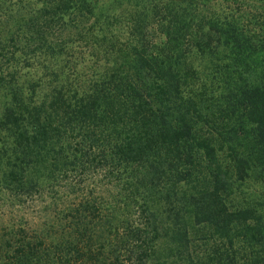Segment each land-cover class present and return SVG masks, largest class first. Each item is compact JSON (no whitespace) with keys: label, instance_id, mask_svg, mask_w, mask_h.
I'll list each match as a JSON object with an SVG mask.
<instances>
[{"label":"trees","instance_id":"1","mask_svg":"<svg viewBox=\"0 0 264 264\" xmlns=\"http://www.w3.org/2000/svg\"><path fill=\"white\" fill-rule=\"evenodd\" d=\"M203 1L230 9L191 30L201 2L171 1L124 42L87 0L32 11L48 104L0 45V264H264V0Z\"/></svg>","mask_w":264,"mask_h":264},{"label":"rangeland","instance_id":"2","mask_svg":"<svg viewBox=\"0 0 264 264\" xmlns=\"http://www.w3.org/2000/svg\"><path fill=\"white\" fill-rule=\"evenodd\" d=\"M56 1L0 0V45L5 44L10 51L16 52L17 63L14 62V67H17L21 79H24L21 81H26L24 85L26 88L27 86L29 87L27 88L28 91H30L31 86H29L30 80L27 81L25 80L26 78L30 77L29 79H32L31 77H34L36 74L46 76L48 73L45 72L44 68L42 70V65H37L38 59H35L36 56L31 54V48L28 49L24 45L25 35L21 28L32 15V11L39 12L45 7H51ZM71 1H73L71 3L76 4L78 0ZM171 1L184 4L188 7H194L195 3V0H87L89 5H93L95 11L94 16L92 15L93 17H91L88 23L90 24L97 19L96 24L108 25L112 29L110 32L111 36L113 33L115 35L114 39H118L121 42L143 36L160 39L162 37V32H159L161 29L159 27L160 24L171 23L174 26L176 23H179L176 22L177 20L170 11L164 8ZM199 2H201L202 6L198 10V16L194 20L191 19L192 17H189L186 21L187 26L191 30L197 28V25L202 23L199 19H202L204 9H209L216 14H224L230 9V6L223 2L207 3L203 0H199ZM75 31L76 29L68 24H55L50 30L49 40L63 41L67 38L74 40L78 37H76ZM12 36L14 39L22 41L19 46H12V41L10 42ZM78 45L79 47L77 45L74 46L75 51L84 53L86 58H90V51L85 44L81 43ZM38 58H40V62L43 60L42 56ZM1 61L0 68L3 67V62ZM84 66L86 67V69L84 68L85 72L93 73V70H90L92 65L84 63ZM84 66H80L79 69H83ZM56 88H58V82L54 76L43 78L42 89L39 92L40 99L46 102V99L49 98L47 100L48 104L53 99ZM33 203L31 206L33 205L36 210H41L44 206V202L41 199ZM4 211L9 213L6 208H4Z\"/></svg>","mask_w":264,"mask_h":264}]
</instances>
